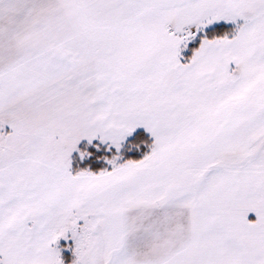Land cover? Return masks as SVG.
Here are the masks:
<instances>
[{"label": "snow or ice", "instance_id": "snow-or-ice-1", "mask_svg": "<svg viewBox=\"0 0 264 264\" xmlns=\"http://www.w3.org/2000/svg\"><path fill=\"white\" fill-rule=\"evenodd\" d=\"M0 264H264V0H0Z\"/></svg>", "mask_w": 264, "mask_h": 264}]
</instances>
